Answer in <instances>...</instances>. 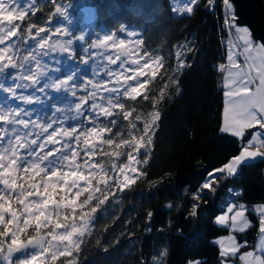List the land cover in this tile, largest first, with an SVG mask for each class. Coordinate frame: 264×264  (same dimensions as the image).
<instances>
[{
  "label": "snow or ice",
  "instance_id": "snow-or-ice-1",
  "mask_svg": "<svg viewBox=\"0 0 264 264\" xmlns=\"http://www.w3.org/2000/svg\"><path fill=\"white\" fill-rule=\"evenodd\" d=\"M207 3L212 6V10L215 9L214 0H207ZM25 4V7H21L18 0H0V25H2L0 26V46H2L0 47V93L5 94L6 97L3 104H0V185L3 186L0 188V264H14L13 255L28 248L36 251L27 258L19 260L18 264H49V258L51 264H56L58 257H71L74 251H79V240L74 237H83L86 231H90L92 214L97 212L99 205L105 204L110 191L119 188L123 192L136 182L135 178L127 174V171L140 174L131 166L134 159L136 163L140 162L133 157L131 151L128 154V164L120 166L113 164L111 169L93 160V156L98 149L102 150L103 145L112 146L115 137L123 136L121 131L123 126L118 122L121 114L123 120L128 121V137L131 139L128 137L120 139L115 143L117 149L127 146L129 150H138L152 141L153 125L159 114L151 113L152 121L143 119L144 126L141 132L137 124L129 119L132 110L126 109L122 98L137 101V97L142 95L149 83L148 80L140 78L147 75L154 78L164 61L159 56H149L141 64L139 61L143 57L131 58L132 54L125 50L123 39L115 45L113 36L106 35L100 44L107 48L106 42L112 41L120 49L115 56L106 57L109 65H117L119 61L118 70L108 69L107 80L98 78L99 73L95 66L91 68V77L81 75L79 67L69 68L61 76L59 74L62 61L56 54L67 53L68 60L74 61V41L71 38L64 41H50L47 36L40 35L46 32L45 27H40L32 37L33 43L29 44L28 40L23 38V34L18 33L20 25L13 23L14 20H25L28 12L34 10L35 6L29 5L28 0H25ZM170 4L173 14L182 15L184 12L191 14L197 0H184L183 4H180V0H170ZM56 12L66 18V13L61 11L60 7L56 8ZM223 19L224 30L228 33L230 42L227 45V64H221L219 68L221 73H226L223 83L225 100L222 126L219 131L240 138L241 150L237 155L229 158L222 167L208 174L211 182L209 180L203 182L202 189L213 193L219 187V185L213 187L218 179L227 181L238 178L247 165L257 159L264 160V42H262L264 38H259L257 42V37L249 27L239 23L232 0H223ZM5 21L7 24L3 23ZM31 27L29 25V30ZM62 30L66 35H70L63 27L58 26L54 31L60 33ZM127 34L130 37L136 35L135 32ZM29 35H31L30 31ZM13 36L17 38L16 41H10ZM77 39L83 41V36H78ZM6 41L10 42L6 44ZM140 43V40L136 41L137 45ZM21 46L25 53L23 55H21ZM96 46L95 42L90 45V47ZM240 56L243 57V64L237 62ZM91 58L92 53L88 48H84L80 56L82 64L88 65ZM153 59L157 64L150 66L149 62ZM127 64L135 67H126ZM187 66L183 60L177 59L174 72L179 73ZM245 68L248 69L247 72L244 71ZM129 72L130 75L126 74ZM50 92L65 93L75 99L64 108L54 105V111L47 122H44L43 117L33 119V112L27 106L43 103L42 96L53 100L49 95ZM78 92L81 94L78 95ZM143 98L149 99L146 94ZM89 100H91L90 105ZM12 101L16 102L15 105L11 103ZM117 109L120 111L117 112ZM66 111L74 112V115L69 117L65 115ZM85 112H88L87 116H84ZM57 113L60 115L58 116ZM68 119L79 123L67 127L65 122ZM136 119L142 118L137 116ZM114 128L117 130L115 133H113ZM253 128L257 130L246 138V130ZM137 132L141 134L137 136L135 134ZM105 133L111 135L105 136ZM73 140L77 147L72 146ZM81 140H83L84 155L87 157L82 163L77 159L80 156L78 146ZM49 144H59L60 147L38 153V150L46 149ZM145 151H147L146 147ZM54 152L59 155L50 160L49 157H53ZM104 155L118 156L120 153L105 152ZM143 163L147 164L148 160L145 159ZM117 172L116 175L110 174ZM42 173L44 176L41 186V183L34 181ZM25 177L28 179L25 180ZM18 181L24 182L18 183ZM228 192L233 195L238 194L231 188ZM85 193L87 197L78 204L80 197ZM96 193H100V196H96ZM29 197H37V199L29 200ZM94 199L98 204L92 206L90 211H83ZM192 199L197 203L191 206L189 215L196 223L199 219V202L203 200L207 205L208 201L204 200L199 192ZM16 204L21 207L16 208L14 206ZM78 208L81 211L76 215ZM61 209L70 210V223L68 215L61 217L59 212ZM248 211L244 204H236L233 201L227 205L224 214H217L213 209H209L208 218L218 226H230L233 230L243 233L250 227L246 217ZM251 211L258 217L259 242L254 245L253 250L239 255L238 258L242 264H264V205L256 206ZM151 217L152 213L149 212V221ZM77 220L80 221L79 225L76 223ZM30 226H34L35 235L28 234ZM48 226H51L52 231L48 233L50 238L46 239L40 235V232L42 228ZM57 229H63V232H57ZM146 231L150 232L151 229ZM22 236L26 238L22 239ZM216 242L220 245L219 255L223 258L220 264H229V257H236L240 249L247 246L246 243H238L234 235L228 236L226 242L225 240ZM168 254V248L164 247L151 262L142 260V264H165ZM68 264L75 262L69 260ZM186 264H200V262L193 258Z\"/></svg>",
  "mask_w": 264,
  "mask_h": 264
},
{
  "label": "trees",
  "instance_id": "trees-1",
  "mask_svg": "<svg viewBox=\"0 0 264 264\" xmlns=\"http://www.w3.org/2000/svg\"><path fill=\"white\" fill-rule=\"evenodd\" d=\"M82 1L33 0L31 5L35 6L34 10L29 11L25 20L14 22L20 25L18 33L28 40L29 31L33 36L38 28H46L57 3L68 5L76 12ZM214 2L215 9L212 10L207 0H198L191 14L175 17L168 0L87 1L92 9L95 33L102 30L115 34L120 28L134 29L142 50L164 61L137 101L122 98L126 109L132 110L129 119L137 124L141 132L143 119L152 121L150 114L154 112L159 114V118L153 125L152 141L145 146L147 151L145 147L129 150L123 146L117 149L115 143L128 137L129 131L128 121H124L121 114L118 122L123 126V136L115 137L112 146L103 145L93 160L111 169L113 164L126 165L131 151L133 157L140 161L137 168L140 174L130 171L136 182L123 192L119 188L110 191L105 204L99 205L97 212L92 214L90 231L82 237L79 251H75L71 257L58 258L56 264H65L69 260L75 264H142V260L151 262L164 247L169 250L165 264H186L193 258L199 260L200 264H220L223 258L214 240L226 235V231L215 226L213 220L208 218L209 209L217 214L221 211L217 201L228 194L229 188L239 192L235 202L244 204L246 208L264 203V160L247 165L238 178L227 181L218 179L213 185H219L215 193L205 189L200 192L207 174L225 164L240 150V141L219 131L222 90L218 67L227 63V45L230 41L224 30L220 0ZM261 2L264 6V0ZM29 25L32 26L30 30ZM90 41L91 38L86 44ZM20 43L22 45V40ZM28 43L31 44L30 41ZM74 52L75 59L80 57L78 45H75ZM177 59L188 65L179 73L174 72ZM63 74L62 70L59 75ZM145 94L148 100L143 98ZM66 99L67 94L53 97V100L46 102L38 117H43L47 122L54 105L64 108L66 101L71 104L75 98ZM3 100L0 96V104H3ZM88 104H91V100ZM65 115L71 117L74 112L66 111ZM87 115L88 112H85L84 116ZM137 116L142 119L137 120ZM77 123L79 121L68 119L65 126L71 127ZM255 130H246V138ZM116 131L114 128L113 133ZM141 132L135 134L139 136ZM108 135L111 133H105V136ZM72 146L77 147L74 140ZM59 147V144H49L38 153ZM83 149L81 140L78 146L80 156L77 158L81 163L87 159ZM105 152L120 155L105 156ZM57 155L59 153L54 152L49 159ZM145 159L148 160L147 164L143 163ZM43 176L36 177L34 182L41 183ZM198 192L208 204L205 205L203 200L199 202V219L194 223L189 213L191 206L197 203L192 197ZM97 204L98 201L94 199L85 211H90ZM149 212L152 213L150 221ZM252 218L255 220L254 216ZM149 228L151 231H146ZM254 232L255 229L250 234L245 232L243 237L253 241ZM28 234L35 235L34 226L29 227ZM25 238L22 236V239ZM229 264L241 263L234 258L229 259Z\"/></svg>",
  "mask_w": 264,
  "mask_h": 264
},
{
  "label": "rangeland",
  "instance_id": "rangeland-1",
  "mask_svg": "<svg viewBox=\"0 0 264 264\" xmlns=\"http://www.w3.org/2000/svg\"><path fill=\"white\" fill-rule=\"evenodd\" d=\"M87 1L86 0L82 1L81 5L78 7L76 12L75 11L73 12V10L68 5H63L61 3H57L55 8H54V11L52 13L51 19L46 24L47 25L46 26V32L40 34L41 36H47L50 39V41H56V40L64 41V40H67V39L71 38L74 41L73 48L75 47V45H78V47L80 48V56L82 55V51H83L84 48H88V50L92 53V58L89 60V64L88 65H83L82 62L80 61V57L76 58L78 60L75 59L73 61V60H68L67 53H64V54L57 53L56 55L62 61L61 65H60L61 71L63 70L64 73H65V72H67L69 70V68L79 67L81 69V73H80L81 75L90 74V76H91V68L93 66H95L97 68L98 73H99V77L98 78L103 79V80H107L108 79V77H107L108 69L118 70L119 61L117 62V65H109L107 63L106 57L108 55L115 56V54L118 51H120V49L118 47H116L115 45H118L119 41L121 39H123L125 41V50L132 54L131 58L135 59L137 57H143V59H140V61H139L141 64L144 62V60L148 59V57L150 55H148L147 53H145L142 50L140 44H138V45L136 44V41L139 40V36H138L137 32L134 29L120 28L115 34H110V33H107L105 31H102V30L97 32V33H95L94 29H93V20H94L93 13H92V9H91L90 5L87 3ZM18 2L20 3L21 7H25L26 6L25 0H18ZM28 2H29V5H31L33 3V0H28ZM197 2H198V0H197ZM168 3H169L170 11H171L170 0H168ZM183 3H184V0H180V4H183ZM220 6L223 8V0H220ZM57 7H60L61 11L66 13V18L61 17L60 14L56 12V8ZM171 13L173 14L172 11H171ZM186 15H189V13L184 12L182 15L173 14V16H175V17H181V16H186ZM16 21H18V20H14L13 23L16 22ZM3 23L7 24L6 21L3 22ZM0 26H2V25H0ZM58 26L59 27H63L64 29H66L70 33V35H66L63 30L60 33H56L54 30ZM121 29H124V31H121ZM128 32H135L136 35L130 37L127 34ZM35 35H36V33L33 36H30V35L27 36L28 41H30L31 44L33 43L32 37H34ZM106 35H112L113 36V40L115 41V45L113 44L112 41H111V43L108 44L107 48H105L102 44H100V41L103 40V37L106 36ZM78 36H83V41H79L77 39ZM89 38H91V41L88 44H86V41ZM15 39H16V37L13 36V37L10 38V41H15ZM10 41H6V44L9 43ZM93 42L96 43V45H97L96 47H90V45H92ZM0 47H2V46H0ZM233 50L237 51L236 49H233ZM121 58L123 59L124 57H121ZM93 61H95V65H93ZM237 62L240 63V64H243L244 63L243 57L241 56V58H238ZM149 63H150V66H154V65L157 64V62L154 59L152 61H150ZM126 67L134 68L135 66L127 64ZM219 68H220V66L218 67V71H219ZM247 70H248L247 68L244 69L245 72H247ZM147 71L148 70H146V72ZM219 73H220V87H221V90H222V110H221V125H220V127H221L222 126V112H223V105H224L225 98L223 96V83H224L223 74L224 73H221L220 71H219ZM126 74L130 75L131 73L129 72V73H126ZM50 75H56V74L55 73H50ZM225 75H226V73H225ZM152 78L153 77L151 75H147V76H142L140 79L141 80L150 81ZM88 87L91 90V85H89ZM60 94L62 95V94H65V93H60ZM60 94H57L55 92H50L49 93V95H51L52 97H55V96L60 95ZM103 94L106 95V93H103ZM0 96L2 98H4V99L6 98L5 94H3V93H0ZM41 99L44 101L43 103H41V104H33V105L27 106L33 112V116H32L33 119H36L39 116V113L43 110L42 109L43 106H45L46 102L49 101L48 99H46L43 96L41 97ZM69 99H72V97H69L67 95V99L66 100H69ZM11 103L15 105L16 102L12 101ZM66 103L69 104V101H66ZM16 106H19V105H16ZM249 131H250V129H249ZM251 133H250V135H251ZM227 135H229V134H227ZM250 135H249V137H250ZM234 138L236 140L240 141V138H236V137H234ZM21 151H23V150H21ZM39 151H41V150H38V152ZM85 158H87V157L85 156ZM257 160H260V159H257ZM256 161H254V162H256ZM128 163H129V161L126 164H128ZM223 165H221L219 167H222ZM131 166L135 167L136 169L139 167V164L136 163V159H134L132 161V165ZM214 170H212L211 172H213ZM211 172H209V173H211ZM110 174L116 175V174H118V172L117 173H110ZM127 174L131 176L130 171H127ZM208 174L205 177L203 182H205L206 180H209ZM216 175H219V173H217ZM121 179H122V177H121ZM203 182L201 183V187H200L201 191L199 190L200 192H202V184H203ZM209 182H211V181L209 180ZM93 183L95 184V181ZM41 186H42V183H41ZM100 187H103V185H100ZM236 192L239 193L237 190H236ZM98 194L99 193H96L95 195L97 196ZM237 195H233V194H230L228 192V194H226L219 201H217V206L221 210L218 214L226 213L227 205L231 204L233 201L235 202V198H236ZM86 197H87V193L83 194L80 197V200L78 201V204L82 203L83 200ZM34 199H37V197H29V200H34ZM57 199H58V197H57ZM235 203L236 204H240V203H237V202H235ZM259 205H264V203L263 204H259ZM259 205H254L251 208H248L249 211L246 213V217H247V219L250 222V227L248 229H246L245 232H248V234H250V233L253 232V229H255L254 234H252V235H255V238L253 239V241H249V240H247V239H245L243 237V234L245 232L241 233L238 230H233L230 226H218L213 221V224L215 226H217L218 228L223 229V230L226 231V235L220 236V237H218V238H216L214 240V244L218 247V250H219L220 245L216 241L217 240H225V242H226L227 241V237L230 236V235H234L238 243H240V244H245L246 243V245H247L246 247H242L240 249V251L237 253L236 257H229V259L237 258L239 260V258H238L239 255H241V254H243V253H245V252H247L249 250H253L254 245L259 242V235L260 234H259V231H258V227H259V225H258V217H257V215H254L253 212L251 211L256 206H259ZM14 206L16 208H20L21 207L20 205H18V206L14 205ZM85 209H89V206L88 205L85 206L83 211H85ZM80 211H81V209L78 208L76 215H79ZM59 212H60L61 217H63L64 215H68L69 216V223L71 222L70 210L61 209V210H59ZM251 215L255 217V220L252 218ZM55 218H56L55 215H53V219H55ZM254 221H256V223H257L256 225H255ZM21 223H22V221H21ZM76 223L79 225L80 221L77 220ZM229 224H230V221H229ZM89 226H90V224H89ZM51 231H52L51 226L42 228L41 232H40V235L44 236L46 239H48V238H50V237H48V233H50ZM56 231L57 232H63V229H57ZM86 232H85V234H86ZM74 239L79 240V243H80L82 237H74ZM61 246H63V245H61ZM35 251L36 250L33 249V248H28V249H26V250H24L22 252L15 253L13 255L14 264H18L19 260L27 258L28 256H30ZM58 258H60V257H58ZM50 262H51V260L49 258V263ZM239 262L242 264V261L239 260ZM65 264H68V261H66Z\"/></svg>",
  "mask_w": 264,
  "mask_h": 264
},
{
  "label": "water",
  "instance_id": "water-1",
  "mask_svg": "<svg viewBox=\"0 0 264 264\" xmlns=\"http://www.w3.org/2000/svg\"><path fill=\"white\" fill-rule=\"evenodd\" d=\"M232 2L235 5L239 23L249 27L259 42V38H264V6L261 0H232ZM245 4L247 8L244 7ZM106 43L108 45L111 41Z\"/></svg>",
  "mask_w": 264,
  "mask_h": 264
},
{
  "label": "crops",
  "instance_id": "crops-1",
  "mask_svg": "<svg viewBox=\"0 0 264 264\" xmlns=\"http://www.w3.org/2000/svg\"><path fill=\"white\" fill-rule=\"evenodd\" d=\"M226 61H227V54H226ZM239 62V61H238ZM224 75H225V73L223 74V78H224ZM250 130H253V129H250ZM253 132V131H252Z\"/></svg>",
  "mask_w": 264,
  "mask_h": 264
},
{
  "label": "bare ground",
  "instance_id": "bare-ground-1",
  "mask_svg": "<svg viewBox=\"0 0 264 264\" xmlns=\"http://www.w3.org/2000/svg\"><path fill=\"white\" fill-rule=\"evenodd\" d=\"M248 5H249V3H248ZM244 7L247 8V7H248L247 4H245ZM222 10H223V9H222ZM223 21H224V19H223Z\"/></svg>",
  "mask_w": 264,
  "mask_h": 264
},
{
  "label": "built area",
  "instance_id": "built-area-1",
  "mask_svg": "<svg viewBox=\"0 0 264 264\" xmlns=\"http://www.w3.org/2000/svg\"><path fill=\"white\" fill-rule=\"evenodd\" d=\"M256 130H257V129H256ZM256 130H255V131H256Z\"/></svg>",
  "mask_w": 264,
  "mask_h": 264
}]
</instances>
